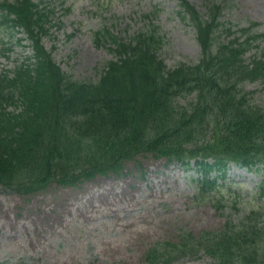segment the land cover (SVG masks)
<instances>
[{"label":"trees","instance_id":"1","mask_svg":"<svg viewBox=\"0 0 264 264\" xmlns=\"http://www.w3.org/2000/svg\"><path fill=\"white\" fill-rule=\"evenodd\" d=\"M220 4L207 1L203 15L181 4L201 47L193 65L166 68L158 57L164 38L149 15L143 31L127 41L108 30L97 32L101 45L118 57L93 82L66 75L44 50L42 38L55 25L51 10L42 12L26 0L0 2L1 23L22 29L36 50L33 64L0 77V107H22L19 114H0V184L25 195L53 184L75 186L118 174L126 162L145 154L183 165L211 157L219 171L227 161L264 160V109L252 105L250 93L240 87L246 81L264 84V52L255 45L264 33H253L254 23L233 30L220 20ZM251 214L238 231L193 242L183 235L180 244L151 248L147 258L170 264L173 256L202 249L215 264H264L257 258L263 232Z\"/></svg>","mask_w":264,"mask_h":264},{"label":"rangeland","instance_id":"2","mask_svg":"<svg viewBox=\"0 0 264 264\" xmlns=\"http://www.w3.org/2000/svg\"><path fill=\"white\" fill-rule=\"evenodd\" d=\"M188 1L203 12L202 5L207 0ZM63 3L62 7L70 6L71 11L65 17L62 37L61 32H55V41L47 39L44 44L48 49L56 44L53 58L59 61L64 54L68 67L61 65L79 78L91 77L95 65L111 59L104 48L93 44L92 31L105 24L122 36L128 28V36L138 30L133 29V24L141 27L138 19L142 14L155 8L158 12L153 22L166 38L167 66L192 63L200 54L194 30L177 15V0H64ZM55 4L61 8L60 2ZM223 14L222 21L241 28L248 26V22H256L264 31V0H232ZM71 32L74 36L67 40L66 35ZM0 38L7 41L10 37L0 30ZM24 54L28 53L15 46L9 59L0 56V68H10L12 59ZM68 55L72 57L67 60ZM243 88L255 91L252 95L255 104L264 106L261 85L245 83ZM139 163L146 174L144 178L137 174L139 164L132 163L127 166L129 173L122 178H97L74 189L52 186L41 193L21 196L0 186V264H149L144 255L158 242L175 240L181 231L197 234L216 229L223 224L226 213H230L231 202L224 204L222 212L208 200L195 199L192 185L180 168L178 171L169 167L164 171L162 163L150 159ZM240 174L230 169L227 179L243 183L239 193H249L258 177ZM239 177L246 181L239 182ZM111 197L114 198L109 201ZM140 199L144 202L140 203ZM174 264H210V260L201 256Z\"/></svg>","mask_w":264,"mask_h":264},{"label":"bare ground","instance_id":"3","mask_svg":"<svg viewBox=\"0 0 264 264\" xmlns=\"http://www.w3.org/2000/svg\"><path fill=\"white\" fill-rule=\"evenodd\" d=\"M112 200V197L109 199V201Z\"/></svg>","mask_w":264,"mask_h":264}]
</instances>
